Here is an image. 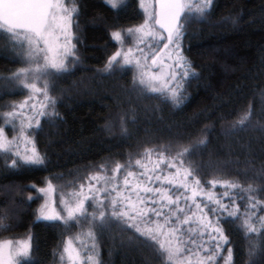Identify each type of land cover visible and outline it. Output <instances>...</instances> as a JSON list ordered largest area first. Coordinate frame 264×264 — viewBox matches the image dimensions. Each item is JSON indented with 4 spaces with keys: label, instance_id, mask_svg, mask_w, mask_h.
Here are the masks:
<instances>
[{
    "label": "trees",
    "instance_id": "1",
    "mask_svg": "<svg viewBox=\"0 0 264 264\" xmlns=\"http://www.w3.org/2000/svg\"><path fill=\"white\" fill-rule=\"evenodd\" d=\"M67 2L70 5L73 0ZM76 3L79 62L70 65L71 71L56 81L52 93L61 118H42L39 128L33 125L28 130L45 162L10 168L0 155V215H7L5 222L10 224L0 228V239H25L30 243L29 257L21 259V264H57L59 255L54 258V249L62 248L63 238L78 231L75 225L65 228L60 221L38 218L43 198L37 189L45 187L47 181L59 190L70 191V181H75L78 188L89 173L101 170L102 164L110 174L116 161L127 163L130 158L132 170L144 173L135 159L143 156L150 170L158 158L153 155L149 160L145 147L194 142L208 125L212 127L207 147L188 157L186 166L191 162L198 167L206 188H212L207 181L217 175L219 166L224 178L244 185L253 182L257 195L264 199V175L259 174L264 167V0H213L202 21L188 22L182 51L197 75L185 81L184 99L178 106L158 93L133 91L132 70L111 75L102 71L107 57L118 47L110 31L142 23L138 0H125L116 10L105 0ZM22 66L21 57L0 27V114L27 95L26 89L5 79ZM245 112L250 116L247 127L226 136L224 129ZM122 116L126 117V132L119 126ZM112 123L115 127L109 129ZM4 127L11 139L19 133L20 121ZM162 168L166 170L167 166ZM212 191L231 210L229 197L223 196L225 189L217 185ZM229 191L235 193L239 212L244 213L248 194L239 189ZM196 199L209 208L217 207L206 197ZM221 222L233 249V264H264V237L251 233L246 238L242 221L227 213L221 215ZM250 240L257 242L251 257ZM152 243L134 229L120 231L113 226L99 239V260L101 264H159L148 247ZM227 247L221 249L225 255ZM218 259L223 264L222 257Z\"/></svg>",
    "mask_w": 264,
    "mask_h": 264
},
{
    "label": "snow or ice",
    "instance_id": "2",
    "mask_svg": "<svg viewBox=\"0 0 264 264\" xmlns=\"http://www.w3.org/2000/svg\"><path fill=\"white\" fill-rule=\"evenodd\" d=\"M123 2L105 0V4L114 10ZM212 4L213 0H140L143 22L110 31L112 39L121 47L107 57L102 71L111 75L118 70H132L133 91L158 93L171 100L173 105H180L184 99L185 81L197 75L192 62L182 51V38L188 22L202 21ZM78 12L76 0L70 5L65 0H0V27L8 34L13 50L24 64L5 79L28 90L23 101L13 102L0 114L3 117L0 155L10 168L45 162V155L37 149L28 130L33 125L39 128L42 118L53 121L61 118L57 98L52 93L56 81L71 71L70 65L79 62L74 42L79 27ZM74 19L77 23H73ZM125 33L135 41L127 50L123 48ZM16 120L20 121L19 133L9 139L4 125L15 126ZM249 120V113L245 112L224 129V134L233 136L243 131ZM125 124L126 117L122 116L121 131H127ZM108 127H115V123ZM211 127L201 129L194 142L145 147L143 151L149 160L153 155L158 158L150 170L143 162V156L135 159V165L144 168V173L132 170L131 158L127 163L116 161L110 175L107 166L102 164L101 170L89 173L87 181L81 182L78 188L75 181L69 182L70 191L61 196V211H54L47 204L41 205L38 218L60 221L65 228L73 225L78 228L74 236L63 238L62 248L54 249V258L58 254L61 262L66 258L70 264H101L99 239L115 226L120 231L134 229L153 242L148 247L159 258V264H221L218 257H222L223 264H233V249L221 215L227 213L240 219L246 238L251 233L264 237V215H259L264 213V199L257 195L258 189L253 182L244 185L239 180L224 178L219 166L217 175L207 181L212 188H206L202 183L198 167H193L191 162L186 166L188 157L207 147ZM21 140L24 151L20 150ZM118 173L123 175V187ZM259 174L264 175V167ZM143 176L147 179H142ZM165 184L171 187H165ZM217 185L225 189L223 196L229 197L231 210L229 204L212 191ZM230 189L248 194L244 213L239 212V205L233 198L235 193ZM52 190L50 180L45 187L37 189L44 194ZM102 192L105 195L102 196ZM198 196L206 197L217 207L209 208L208 204L196 199ZM218 210L220 215H217ZM7 219V215H0V228L10 227L5 222ZM225 246H228L226 255L221 251ZM256 247L257 242L250 240L249 257ZM30 248L28 241L20 242L9 248L5 255L4 244L0 243V264H21L20 258L29 257Z\"/></svg>",
    "mask_w": 264,
    "mask_h": 264
},
{
    "label": "rangeland",
    "instance_id": "3",
    "mask_svg": "<svg viewBox=\"0 0 264 264\" xmlns=\"http://www.w3.org/2000/svg\"><path fill=\"white\" fill-rule=\"evenodd\" d=\"M125 1V0H124ZM139 2V6H140V0H138ZM150 2V0H149ZM65 3L68 4L67 0H65ZM141 11H142V15H143V20H144V10L140 7ZM143 22V21H142ZM74 42H75V38H74ZM116 42V41H115ZM117 43V42H116ZM135 43V41L133 40V38L131 36H128L127 33H125V42L123 44V48L125 50H127V48L130 46V45H133ZM118 47H121L120 44H118ZM162 46V45H161ZM117 47V48H118ZM27 94H28V90H27ZM24 99V98H23ZM23 99L21 101H23ZM20 102V101H19ZM28 114L30 115L31 114V109L29 107L28 109ZM6 134V133H5ZM18 135V134H17ZM7 136V135H6ZM8 137V136H7ZM9 138V137H8ZM10 139V138H9ZM22 141V140H21ZM21 143V148L20 150L21 151H24V147H23V144L24 142H20ZM111 174V173H110ZM109 174V175H110ZM118 175H121L120 173H118ZM134 180L136 179V177H133ZM122 179H123V175H121V187H123V184H122ZM69 191H65V190H59L55 187H53V190L51 192H48L47 194H44V193H41V196L43 198V204H47L49 205L54 211H61L62 210V206L60 204V200H61V196L62 194H67ZM127 194V193H126ZM101 195H105V193H101ZM113 195H115V193H113ZM199 197V196H198ZM88 203V202H86ZM89 211H91V208H89ZM75 235V234H74ZM72 235V236H74ZM26 241L25 239H17V240H12V239H7V238H4V239H0V243H3L4 244V250H5V255H7V252L9 250V248H12V247H15V246H18V244L20 242H24ZM20 259H23V258H20ZM57 264H70V262L67 261V259L65 258V260L63 262L60 261V259L58 260Z\"/></svg>",
    "mask_w": 264,
    "mask_h": 264
},
{
    "label": "water",
    "instance_id": "4",
    "mask_svg": "<svg viewBox=\"0 0 264 264\" xmlns=\"http://www.w3.org/2000/svg\"><path fill=\"white\" fill-rule=\"evenodd\" d=\"M166 35V34H165Z\"/></svg>",
    "mask_w": 264,
    "mask_h": 264
}]
</instances>
